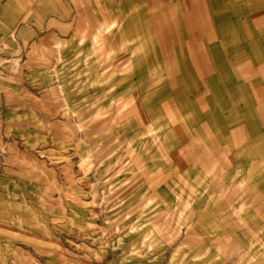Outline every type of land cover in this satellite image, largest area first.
Instances as JSON below:
<instances>
[{
	"label": "rangeland",
	"instance_id": "rangeland-1",
	"mask_svg": "<svg viewBox=\"0 0 264 264\" xmlns=\"http://www.w3.org/2000/svg\"><path fill=\"white\" fill-rule=\"evenodd\" d=\"M0 264H264V0H0Z\"/></svg>",
	"mask_w": 264,
	"mask_h": 264
}]
</instances>
